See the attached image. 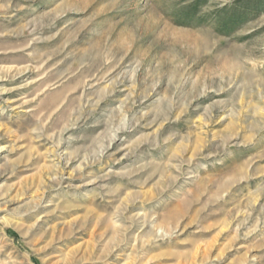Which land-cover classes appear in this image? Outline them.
<instances>
[{"label":"rangeland","instance_id":"obj_1","mask_svg":"<svg viewBox=\"0 0 264 264\" xmlns=\"http://www.w3.org/2000/svg\"><path fill=\"white\" fill-rule=\"evenodd\" d=\"M0 264H264V0H0Z\"/></svg>","mask_w":264,"mask_h":264}]
</instances>
